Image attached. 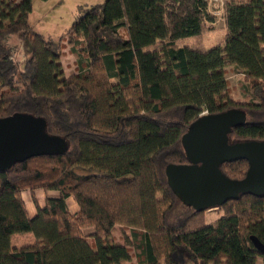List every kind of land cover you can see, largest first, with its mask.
<instances>
[{
    "label": "trees",
    "instance_id": "trees-1",
    "mask_svg": "<svg viewBox=\"0 0 264 264\" xmlns=\"http://www.w3.org/2000/svg\"><path fill=\"white\" fill-rule=\"evenodd\" d=\"M33 1L0 0V120L41 118L66 151L0 170V264H126L132 248L139 264L264 263L251 240L264 244V197L230 201L208 225L167 175L189 163L182 138L205 113L240 109L247 121L230 141H264V0H225L224 40L211 50L178 44L211 31L209 0H105L58 41L29 24ZM66 39L78 64L69 77ZM25 42L32 51L21 62ZM229 68L247 82V102L231 95ZM248 169L222 167L233 180ZM26 190L60 195L30 217ZM26 233L35 244L12 248Z\"/></svg>",
    "mask_w": 264,
    "mask_h": 264
},
{
    "label": "water",
    "instance_id": "water-1",
    "mask_svg": "<svg viewBox=\"0 0 264 264\" xmlns=\"http://www.w3.org/2000/svg\"><path fill=\"white\" fill-rule=\"evenodd\" d=\"M246 121V113L235 109L202 115L189 127L182 138L189 163L167 169L170 187L187 207L201 213L219 209L243 195L264 197V141H230L233 131ZM65 151V142L48 135L41 118L15 114L0 120V170ZM238 161H247L246 177L228 178L223 165ZM251 240L258 251L264 252V244L255 237Z\"/></svg>",
    "mask_w": 264,
    "mask_h": 264
},
{
    "label": "rangeland",
    "instance_id": "rangeland-1",
    "mask_svg": "<svg viewBox=\"0 0 264 264\" xmlns=\"http://www.w3.org/2000/svg\"><path fill=\"white\" fill-rule=\"evenodd\" d=\"M105 0H34L33 11L29 18V24L33 30L47 38L58 41L73 26L81 10L90 9L101 5ZM210 13L215 16V21L210 32L197 39H186L180 41V46L199 47L204 50H211L221 45L225 36L224 11L212 3L209 7ZM62 64L66 75L69 77L78 72L76 57L72 54L67 39L63 43ZM31 45L25 42L20 50V60L25 61L31 54ZM227 80L230 86V92L236 102H247L249 94L247 92V82L244 77L237 74L235 70L229 68L227 71ZM206 115V114H204ZM42 199V197H41ZM223 212L219 209H212L204 212L203 217L206 224H213L222 217ZM124 231L117 227L114 238L117 242L124 244ZM129 238H133L129 230L126 231ZM20 245H22L20 243ZM132 259L126 264H139L136 257L135 248L131 249Z\"/></svg>",
    "mask_w": 264,
    "mask_h": 264
},
{
    "label": "crops",
    "instance_id": "crops-1",
    "mask_svg": "<svg viewBox=\"0 0 264 264\" xmlns=\"http://www.w3.org/2000/svg\"><path fill=\"white\" fill-rule=\"evenodd\" d=\"M225 17V13H224ZM225 22V18H224ZM225 32H226V22L224 23ZM59 192L55 191H43V190H36L35 192H32L30 190H26L23 192V199L25 201L28 213L30 217H35L37 214V205L40 207H43L45 205V202L48 198H58ZM42 197V199H41ZM68 207L70 211L73 214H76L79 212V206L75 202L73 198L68 199L67 201ZM85 235H92L95 233L94 228H87L84 230ZM20 243L22 245H20ZM35 244V238L32 233H26V234H17L12 237V248L14 249H22L24 247L32 246ZM257 264H264L263 260L261 258L258 259Z\"/></svg>",
    "mask_w": 264,
    "mask_h": 264
},
{
    "label": "built area",
    "instance_id": "built-area-1",
    "mask_svg": "<svg viewBox=\"0 0 264 264\" xmlns=\"http://www.w3.org/2000/svg\"><path fill=\"white\" fill-rule=\"evenodd\" d=\"M214 3L216 6H219L222 11L225 13V0H209V7L210 5ZM210 12V11H209ZM215 17V16H214ZM225 18V17H224ZM206 114V113H205ZM204 115V114H203Z\"/></svg>",
    "mask_w": 264,
    "mask_h": 264
}]
</instances>
